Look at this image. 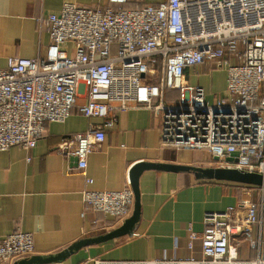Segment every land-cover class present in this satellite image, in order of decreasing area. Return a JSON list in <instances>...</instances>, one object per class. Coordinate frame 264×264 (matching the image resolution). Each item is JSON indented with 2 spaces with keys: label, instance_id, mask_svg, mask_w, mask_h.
<instances>
[{
  "label": "built area",
  "instance_id": "built-area-1",
  "mask_svg": "<svg viewBox=\"0 0 264 264\" xmlns=\"http://www.w3.org/2000/svg\"><path fill=\"white\" fill-rule=\"evenodd\" d=\"M37 26L49 38L44 54L9 58L0 69V152L34 149L47 124L63 123L76 109L101 123L58 149L76 158L77 173L91 185L87 158L113 126L111 113L145 107L161 116L162 146L205 151L217 168L264 174V0H107L96 10L66 2ZM206 66L225 73L223 95L211 101L185 76ZM167 90L178 92L176 104L164 102ZM233 154L235 162H226ZM256 190L261 206L264 188ZM81 195L87 208L119 223L132 213L130 186ZM260 215L248 191L235 207L204 214L201 259L96 264H264ZM189 239L191 247L196 236ZM243 243L253 259H239ZM33 252L30 233L0 240V264Z\"/></svg>",
  "mask_w": 264,
  "mask_h": 264
},
{
  "label": "crops",
  "instance_id": "crops-1",
  "mask_svg": "<svg viewBox=\"0 0 264 264\" xmlns=\"http://www.w3.org/2000/svg\"><path fill=\"white\" fill-rule=\"evenodd\" d=\"M66 2L95 10L107 4V0H0V69L7 66L9 58L31 59L44 54L49 38L38 32L37 19L58 13ZM209 70V66L201 67L185 76L189 84L202 86L211 101L213 85L218 97L223 95L225 74L216 73L212 79L205 76ZM175 94L168 91L164 102L176 104L172 100ZM84 102L79 99L77 105ZM111 115L115 117L113 126L104 130L103 143L87 158L91 185L77 173L75 158L58 149L64 138L101 123L84 118L76 109L63 123L47 124L34 149L12 147L0 152V240L17 230L30 233L34 252L26 258L40 259L32 264L201 259L204 214L235 207L248 191L264 219V204L260 206L261 193L256 187L197 178L187 172L146 169L138 179L137 224L123 235L66 253L74 244L104 237L124 223L87 208L81 195L85 188L98 192L131 188L130 173L137 164L215 168L205 151L162 146L159 113L134 107ZM191 234L196 239L189 247ZM238 256L250 260L255 251L243 243Z\"/></svg>",
  "mask_w": 264,
  "mask_h": 264
},
{
  "label": "water",
  "instance_id": "water-1",
  "mask_svg": "<svg viewBox=\"0 0 264 264\" xmlns=\"http://www.w3.org/2000/svg\"><path fill=\"white\" fill-rule=\"evenodd\" d=\"M233 154L229 157L226 162L232 163L235 162L233 159ZM75 162H77L75 158ZM146 169H156L166 172H187L193 173L197 178H205L211 181L218 182H229L235 183L239 185H244L248 187H256V188H264V174H260L257 172H249L245 170L238 169H229V168H201L195 166H180L173 164H137L133 167L130 173V184L131 190L134 195V204H133V213L130 218L126 219L122 226L118 228L116 231L99 238L85 239L70 247L66 253H71L81 247L87 246L89 244H95L100 241L107 240L109 238L115 237L117 235H123L126 232L130 231L133 228L138 220H139V191H138V179L142 172ZM61 255L57 257H61ZM40 261L39 258H26L22 259L17 264H32L34 262Z\"/></svg>",
  "mask_w": 264,
  "mask_h": 264
},
{
  "label": "rangeland",
  "instance_id": "rangeland-1",
  "mask_svg": "<svg viewBox=\"0 0 264 264\" xmlns=\"http://www.w3.org/2000/svg\"><path fill=\"white\" fill-rule=\"evenodd\" d=\"M211 72H213L214 75H212ZM221 72H222V73H221ZM216 73L218 74L217 76H221V77H223V73H224V71L216 72V71H212L211 68H210V70L208 71V73H207L205 76H207L208 78H211V76H212V79H213V76H215ZM224 74H225V73H224ZM218 95H219V93H218V91H217V88H216L215 85H213V88L210 90V93H209L210 99H214L215 97H218ZM210 165L213 166V167L215 166L214 163H211Z\"/></svg>",
  "mask_w": 264,
  "mask_h": 264
},
{
  "label": "trees",
  "instance_id": "trees-1",
  "mask_svg": "<svg viewBox=\"0 0 264 264\" xmlns=\"http://www.w3.org/2000/svg\"><path fill=\"white\" fill-rule=\"evenodd\" d=\"M129 7H133V6H132V5H129ZM168 91H172V90H167V91L165 92L164 95H166V93H167ZM172 92H176L175 97H173L172 100H174L175 102H177V101H178V98H179V94H178L177 91H172ZM164 101H165V100H164Z\"/></svg>",
  "mask_w": 264,
  "mask_h": 264
}]
</instances>
